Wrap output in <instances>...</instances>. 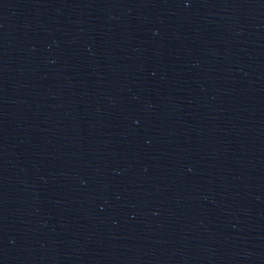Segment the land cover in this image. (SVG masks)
<instances>
[{"label":"water","instance_id":"95a60500","mask_svg":"<svg viewBox=\"0 0 264 264\" xmlns=\"http://www.w3.org/2000/svg\"><path fill=\"white\" fill-rule=\"evenodd\" d=\"M0 264H264V0H0Z\"/></svg>","mask_w":264,"mask_h":264}]
</instances>
